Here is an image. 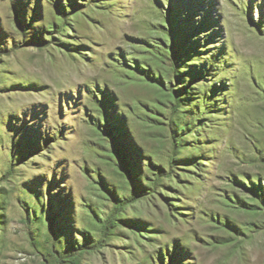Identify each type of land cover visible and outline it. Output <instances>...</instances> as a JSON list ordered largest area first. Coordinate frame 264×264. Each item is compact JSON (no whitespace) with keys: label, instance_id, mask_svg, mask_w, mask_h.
I'll return each mask as SVG.
<instances>
[{"label":"rangeland","instance_id":"obj_1","mask_svg":"<svg viewBox=\"0 0 264 264\" xmlns=\"http://www.w3.org/2000/svg\"><path fill=\"white\" fill-rule=\"evenodd\" d=\"M0 264H264V0H0Z\"/></svg>","mask_w":264,"mask_h":264}]
</instances>
